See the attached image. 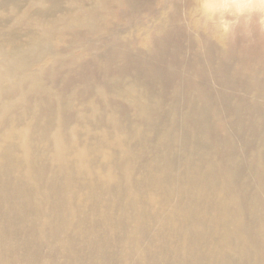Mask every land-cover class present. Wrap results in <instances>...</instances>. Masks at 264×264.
I'll list each match as a JSON object with an SVG mask.
<instances>
[{"label":"bare ground","instance_id":"obj_1","mask_svg":"<svg viewBox=\"0 0 264 264\" xmlns=\"http://www.w3.org/2000/svg\"><path fill=\"white\" fill-rule=\"evenodd\" d=\"M186 1L0 0V264H264L261 2Z\"/></svg>","mask_w":264,"mask_h":264},{"label":"rangeland","instance_id":"obj_2","mask_svg":"<svg viewBox=\"0 0 264 264\" xmlns=\"http://www.w3.org/2000/svg\"><path fill=\"white\" fill-rule=\"evenodd\" d=\"M177 1L181 5L180 13H182V21L184 23H186V22L188 23L190 21V18H195L196 19V17H195L196 14L192 13L190 15V13H189L190 8L194 7L193 5L189 6L186 0H177ZM203 1L204 0H202L201 2H203ZM214 2H213V4L205 5V3H203L202 5H203L204 8H207L210 11L213 10L215 7H217L218 9L219 8L220 9H225V10L231 11V12L234 11V13H236V11L239 10L238 6L228 7V6H222V4H220L218 2H217V4H215ZM260 2L261 3H259V5H257V4H249V5H246V7H242L243 9L240 10L241 12H239V13L237 12L236 16H243L245 14L254 15V16H257V22L263 24L264 23L263 22V20H264V0H260ZM202 5H201V8H202ZM190 12H193V11H190ZM232 14L230 12H227V15H225V16H223V14L222 15L220 14L221 15L220 16L221 21H225V22L230 21L233 18ZM197 19H199V18L197 17ZM215 40H217V39H215ZM148 156L150 157L151 155L149 154Z\"/></svg>","mask_w":264,"mask_h":264},{"label":"clouds","instance_id":"obj_3","mask_svg":"<svg viewBox=\"0 0 264 264\" xmlns=\"http://www.w3.org/2000/svg\"><path fill=\"white\" fill-rule=\"evenodd\" d=\"M221 27H222L223 31L227 32L230 28V25H228L226 23H221Z\"/></svg>","mask_w":264,"mask_h":264}]
</instances>
